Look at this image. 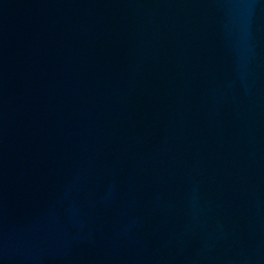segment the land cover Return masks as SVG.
I'll return each mask as SVG.
<instances>
[{
	"label": "water",
	"instance_id": "95a60500",
	"mask_svg": "<svg viewBox=\"0 0 264 264\" xmlns=\"http://www.w3.org/2000/svg\"><path fill=\"white\" fill-rule=\"evenodd\" d=\"M0 264H264V0H0Z\"/></svg>",
	"mask_w": 264,
	"mask_h": 264
}]
</instances>
